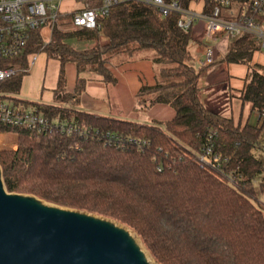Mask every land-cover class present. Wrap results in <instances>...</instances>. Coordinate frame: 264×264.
I'll return each mask as SVG.
<instances>
[{"label":"trees","instance_id":"trees-1","mask_svg":"<svg viewBox=\"0 0 264 264\" xmlns=\"http://www.w3.org/2000/svg\"><path fill=\"white\" fill-rule=\"evenodd\" d=\"M176 20L175 13L162 16L152 6L122 2L99 17V28L54 26L47 42L34 32L18 57L0 60V66L20 72L28 55L42 51L57 59L54 97L68 101L77 98L83 84L78 80L74 94L65 92L66 62L74 63L78 73H98L112 82L106 66L111 58L149 51L155 83L141 86L136 96L148 105L174 109L161 127L33 106L50 122L83 133L37 132L0 123V133L17 137L14 150H0L4 188L125 225L159 264H264V201L260 204L256 196L264 193V175L257 188L253 183L264 164L251 152L264 120L255 125L241 117L235 121L204 105L200 78L215 63L191 64L196 41ZM100 34L105 43L98 41ZM70 41L93 44L75 48ZM257 50L251 36L230 39L223 60L249 66V80L238 98L251 112L264 106V67L252 63ZM17 73L0 88L17 94ZM14 100L23 109L31 104ZM209 136L212 153L219 156L217 161L210 157L216 166L197 158Z\"/></svg>","mask_w":264,"mask_h":264},{"label":"built area","instance_id":"built-area-1","mask_svg":"<svg viewBox=\"0 0 264 264\" xmlns=\"http://www.w3.org/2000/svg\"><path fill=\"white\" fill-rule=\"evenodd\" d=\"M62 1L0 0V60L18 57L32 33L40 34L39 29L44 26L52 30L58 18L68 15L71 19L69 28L73 29L99 28V17L107 15L113 5L130 1L152 6L162 16L175 13L177 26L182 31H189L204 47L199 65L224 60L227 41L242 36L253 37L257 51L264 49V0H74L78 5L67 14L61 9ZM18 71L12 66H0V84ZM252 113L258 122L264 120V106L254 108ZM0 123L37 132L83 133L73 125L53 123L40 113L8 105L1 98ZM210 138L197 158L203 164L216 166L210 157L217 161L219 156L212 153Z\"/></svg>","mask_w":264,"mask_h":264},{"label":"water","instance_id":"water-1","mask_svg":"<svg viewBox=\"0 0 264 264\" xmlns=\"http://www.w3.org/2000/svg\"><path fill=\"white\" fill-rule=\"evenodd\" d=\"M0 264H150L114 222L9 193L0 169Z\"/></svg>","mask_w":264,"mask_h":264},{"label":"crops","instance_id":"crops-1","mask_svg":"<svg viewBox=\"0 0 264 264\" xmlns=\"http://www.w3.org/2000/svg\"><path fill=\"white\" fill-rule=\"evenodd\" d=\"M77 5V1L63 0L61 9L67 14ZM51 32L52 30L50 29L49 34L45 37L44 33L40 31V35L45 42L50 40ZM99 38L100 43L106 42V38L103 35ZM257 52L253 55L252 63H257L264 67V60L256 58ZM41 53H43L45 62L48 65V72L44 78H41L38 74V69L41 66L38 62L39 56H36L34 61L30 60L31 56L40 55ZM35 54L26 57V66L23 69V73L24 75H31L25 76L24 81L20 79V86L17 92V94H21V96L17 97L20 101L31 103L28 107L32 108V111L34 110L33 106L37 105L55 106L78 112L125 119L141 125H161L174 116V109L167 104L156 103L148 106L147 103L137 102L134 99L141 86L155 83L154 65L144 56L118 63L115 62L112 65L108 63L106 66L114 79L112 82L105 81L103 76L98 73H78L74 63L66 62L63 66L65 92L74 94L78 80L82 81L83 87L76 99L60 101L54 97L60 72V62L57 59L48 57L42 51ZM260 58L262 57L260 56ZM216 63L214 64V68L218 70L216 75H219L224 80L226 88L239 92L245 80L237 77L236 73L241 68L245 69L246 65L228 64L220 59H218L217 65ZM30 78L33 79V91H31L29 85ZM40 85L45 86L41 91L39 90ZM221 114L233 116L231 110L221 112ZM16 143V135L0 133V150H14Z\"/></svg>","mask_w":264,"mask_h":264},{"label":"rangeland","instance_id":"rangeland-1","mask_svg":"<svg viewBox=\"0 0 264 264\" xmlns=\"http://www.w3.org/2000/svg\"><path fill=\"white\" fill-rule=\"evenodd\" d=\"M56 26L61 28V29H67V28H69V26H71V19L69 17L58 18L57 22H56ZM39 30L44 33L45 37H47V35L50 32V29L48 26L41 27ZM100 36H101V34L99 35V37ZM99 40H100V38H98V41ZM70 43L75 48H86V47H89L91 44H93L92 42L87 43V42H76V41H70ZM203 49H204L203 45H200V43L198 45V42L195 43L194 47H191L192 57H193L191 60V64L196 68L199 67L198 60L201 59L203 56ZM36 56H39L38 62L41 64L40 68L38 69V74L40 75L41 78H44L48 72V65L45 62V59L43 57L44 56L43 53H41L40 55L35 54V55L31 56L30 60H32ZM142 56L146 57L147 59H149L152 62V60H151L152 52L138 51V52H135L131 56H127V55L115 56V57L110 59L109 64L112 65L115 62L118 63V62L127 61V60L135 59L138 57H142ZM260 56L262 58H260ZM40 58H42V59H40ZM256 58L264 60V49H260L257 52ZM40 60H41V62H40ZM216 62L218 63V60ZM217 63H216V65H217ZM216 71H218V70L216 68H214V65H213L212 67L208 68V70L200 78L201 79L200 80L201 89H200L199 95H200V99L204 103V105H206L208 108H210L214 111H218L220 114H221V112H228L231 110V114L233 115L232 117L234 118L235 121H237L239 119L238 117H241L240 120L242 122L248 120V122L252 125L257 124L258 123L257 119L255 118L253 113L250 111V105L248 103H244L243 105H241V101L238 98V92L232 90L231 88L227 89L225 86L224 80L221 79L219 77V75H216L217 74ZM236 74H237L236 75L237 77L244 78V80L248 81L249 80V66L246 65L245 69H242V68L239 69L238 73H236ZM17 75L20 76L21 81H24V77L30 76L31 74L24 75V73H21V71L20 72L18 71ZM32 80L33 79L30 78L29 85H30L31 91L34 90ZM43 87H45V86L40 85L39 90L40 91L43 90ZM19 96H21V94H11V93L7 92L6 90H3L0 88V98L8 105L20 108V106L15 105V100H14V98H17ZM134 99L137 102L145 103L142 100V96H136L135 95ZM25 109L27 111H32V108H30V107H27ZM259 124H262V121H260ZM160 126L163 127V124H161ZM251 152H252L254 157H256L258 160H260L262 162V164H264V124H263V127H262L260 134L258 136V142H257L256 146L252 149ZM263 175H264V172L258 174L254 178L253 183H254L255 188H257V185H258L259 181L262 179ZM256 196H257V201L260 204H262V202L264 201V193H257ZM43 202L45 204H48V205L58 206V205H54V204L46 202V201H43ZM58 207H62V206H58ZM63 208H65V207H63ZM114 223L116 225L121 226V227L125 228L126 230H128V232L132 235V237L136 240L137 244L140 246L141 250L144 252V254H145L147 260L150 262V264H159L154 259V257L151 255V253L148 251V249L144 246V244L142 243V241L138 235H136L132 230L127 228V226L119 224L117 222H114Z\"/></svg>","mask_w":264,"mask_h":264}]
</instances>
